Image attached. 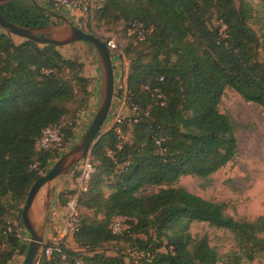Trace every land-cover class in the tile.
<instances>
[{
  "label": "trees",
  "instance_id": "1",
  "mask_svg": "<svg viewBox=\"0 0 264 264\" xmlns=\"http://www.w3.org/2000/svg\"><path fill=\"white\" fill-rule=\"evenodd\" d=\"M0 11L21 27L59 24L31 0ZM98 17L126 39L131 114L92 150L95 170L77 199L73 247L43 253L38 264H221L207 236H192L194 223L234 236L238 251L225 264L264 256V217L236 220L225 204L175 187L182 177L207 180L236 160L237 127L220 111L228 89L264 110V0H103ZM134 24L146 30L144 41L128 35ZM14 37L0 26V264L26 255L29 243L15 236L12 213L22 219L34 184L76 145L81 112L66 119L80 95L90 101L81 64L54 45L17 44ZM48 129L60 142L44 149ZM149 188L159 190L147 195ZM76 196L71 191L64 204ZM120 220L126 228L115 233ZM112 244L129 251L109 255Z\"/></svg>",
  "mask_w": 264,
  "mask_h": 264
},
{
  "label": "rangeland",
  "instance_id": "2",
  "mask_svg": "<svg viewBox=\"0 0 264 264\" xmlns=\"http://www.w3.org/2000/svg\"><path fill=\"white\" fill-rule=\"evenodd\" d=\"M36 1L42 7L64 16L74 26L100 38L104 42L108 41L110 37L116 38V43L120 50L115 51L112 63L117 93L114 94L108 118L101 132L102 135L106 134L120 120L127 118L131 114L118 89L126 83L125 79L127 80L129 68V61L123 53V48L126 44L124 34L116 26L108 25L99 19L98 11L103 0H94L98 8L93 13L90 12V15L77 11L73 12L66 8L60 11L54 10L52 0ZM253 1L255 3L259 2V0ZM14 40L17 44L25 41V39L17 36L14 37ZM58 50L66 59L81 64V74L89 78V103L86 105L85 102H81L80 100L83 96L80 95L78 103L71 109V116L69 115L68 119H66L67 122L69 119L71 121L73 112H81L80 120L75 130L76 139L73 141V143H78L90 127L99 106L102 83L100 63L95 48L87 43L77 42L60 47ZM220 111L229 115L237 127L236 137L239 153L236 160L207 180L190 176L182 177L175 187L183 188L203 199L225 204L226 213L236 220H255L259 217H264V110L254 103L246 102L237 92L228 89L222 98ZM125 140H127L126 137ZM67 152L68 150L61 152L63 153L62 156ZM58 160L50 164L49 170ZM80 166L81 164L79 163L67 175H63L53 183L45 185L34 202L31 217L38 227H44L45 245L50 244L54 238H61L65 246L73 247V230L68 228H70V205L76 202V198L69 203V206L65 205L64 202L68 199V194L71 191H76L77 194L81 191L80 185L76 182ZM158 190V188H149L146 190V194L152 195L157 193ZM46 192H49L48 197H46ZM105 192L109 194L110 191L105 189ZM79 212L90 217L93 216V212L81 207ZM12 214V219H16L13 226L18 227L17 230H26L25 227H19V224L23 221L22 219L20 220L19 214L17 212ZM118 222L120 223V231L126 228L125 224H122L123 220ZM66 232L67 234H65ZM190 232L194 238L208 237L210 246L216 249L222 257L221 264H225V256L227 254L238 251L234 236L227 230L216 229L207 223H194ZM27 234L28 239L25 242L29 243L30 235L28 231ZM45 237L53 239L46 242ZM117 251L128 253L129 250L125 245L112 244L109 246L108 254L114 256ZM18 257H22L23 261L21 264H23L25 256L18 255L15 256L10 264H14ZM242 264H264V256L252 262L244 261Z\"/></svg>",
  "mask_w": 264,
  "mask_h": 264
},
{
  "label": "water",
  "instance_id": "3",
  "mask_svg": "<svg viewBox=\"0 0 264 264\" xmlns=\"http://www.w3.org/2000/svg\"><path fill=\"white\" fill-rule=\"evenodd\" d=\"M17 0H0V8ZM35 6L58 19L61 24L40 28L18 26L8 20L0 11V26L9 34L25 40L35 41L43 45H54L58 48L83 42L92 45L98 55L102 76L101 95L96 115L85 135L76 145L65 153L32 187L22 213L24 226L30 235V242L23 264H38L44 248V227H38L31 217V210L40 190L53 183L63 175L71 172L81 161L89 157L99 142L103 126L108 118L115 94V73L112 63L111 50L100 38L74 26L64 16L41 7L36 0H31Z\"/></svg>",
  "mask_w": 264,
  "mask_h": 264
},
{
  "label": "built area",
  "instance_id": "4",
  "mask_svg": "<svg viewBox=\"0 0 264 264\" xmlns=\"http://www.w3.org/2000/svg\"><path fill=\"white\" fill-rule=\"evenodd\" d=\"M52 6L54 10L60 11L64 8L69 9L73 12H81L90 15V12L93 13L98 7L95 5L94 0H52ZM128 35H137V40L138 41H144L147 32L144 29L143 25L140 24H134L133 27L128 31ZM116 38L110 37L108 41V47L110 48L111 51H118L119 46L116 43ZM120 89L124 90V95H123V101L126 104V84L124 86H120ZM138 109L136 107L133 108V112H136ZM60 142V137L59 133L57 130H51L48 129L44 132V136L39 143L41 148H48L51 144L54 143H59ZM81 166L79 169V177L76 179V182L80 185L81 191L78 192L76 196V202L70 205V228L72 229L73 233L77 229V222H78V212L76 210V205H77V199L79 197V194L84 190V184L90 179L91 174L94 172V165L91 162L90 157L85 158L83 161L80 162ZM120 223L117 221L116 223L113 224V230L115 233H120ZM118 229V231H117ZM9 232H13V230L10 228ZM69 232V230H68ZM15 236L19 238L20 240L27 241L28 239V234L27 230H16ZM67 234V232L65 233ZM50 247L46 248L47 244L44 245V248L42 250V254L45 253L47 256H50L53 252H59L61 253L62 251V246L64 243L62 242L61 238H54L52 242L50 243ZM49 245V244H48Z\"/></svg>",
  "mask_w": 264,
  "mask_h": 264
},
{
  "label": "crops",
  "instance_id": "5",
  "mask_svg": "<svg viewBox=\"0 0 264 264\" xmlns=\"http://www.w3.org/2000/svg\"><path fill=\"white\" fill-rule=\"evenodd\" d=\"M126 81H127V80L125 79V82H126ZM126 83H127V82H126ZM126 83H125V84H126ZM48 196H49V192H46V197H48ZM55 221H56V220H55ZM65 231H66V230H65ZM45 238H46V237H45ZM51 239H53V238H50V239H49V238H46L45 241H46V242H49V241H51ZM47 240H48V241H47ZM22 261H23V260H22V257H18L14 264H21Z\"/></svg>",
  "mask_w": 264,
  "mask_h": 264
},
{
  "label": "flooded vegetation",
  "instance_id": "6",
  "mask_svg": "<svg viewBox=\"0 0 264 264\" xmlns=\"http://www.w3.org/2000/svg\"><path fill=\"white\" fill-rule=\"evenodd\" d=\"M58 20V19H57ZM59 21V20H58ZM59 24H61V22L59 21Z\"/></svg>",
  "mask_w": 264,
  "mask_h": 264
}]
</instances>
